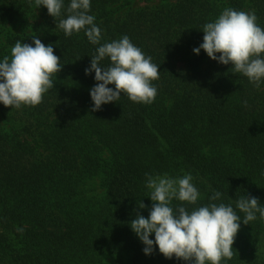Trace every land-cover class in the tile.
<instances>
[{
    "label": "trees",
    "instance_id": "16d2710c",
    "mask_svg": "<svg viewBox=\"0 0 264 264\" xmlns=\"http://www.w3.org/2000/svg\"><path fill=\"white\" fill-rule=\"evenodd\" d=\"M136 1L90 0L88 14L100 45L127 35L159 66L156 98L142 104L121 94L91 112L97 81L85 69L100 45L57 26L71 0L57 22L34 0H0V62L36 36L62 68L40 105L0 103V264H189L158 246L146 255L130 226L150 215L148 177L165 174H190L200 194L195 204L173 199L174 212L222 203L240 216L234 256L221 264H264V219L256 213L245 225L236 207L248 196L264 207V80L256 87L231 64L193 51L225 8L254 12L264 28V0Z\"/></svg>",
    "mask_w": 264,
    "mask_h": 264
},
{
    "label": "clouds",
    "instance_id": "9594fccd",
    "mask_svg": "<svg viewBox=\"0 0 264 264\" xmlns=\"http://www.w3.org/2000/svg\"><path fill=\"white\" fill-rule=\"evenodd\" d=\"M32 2L28 0L29 5ZM34 2L37 7H46L57 22L63 0ZM90 7V0H71L67 18L60 19L57 26L69 37L84 30L92 44L100 45L101 30L94 23L95 17L88 14ZM203 32V43L193 49L196 54L203 49L212 60L231 64L234 73H242L256 87L260 86L264 80V28L257 24L254 12L225 8L214 22L203 26ZM32 40V44L17 41L11 48V58L5 56L0 62V103L5 107L19 109L22 105H40L44 94L54 87L53 77L62 70L61 59L53 46H45L36 36ZM105 58L111 61L106 68L101 67ZM92 72H95L97 83L90 90L94 102L91 112L119 100L121 94L142 104H151L156 98L157 89L152 82L159 79V66L127 35L97 48L90 67L85 69L86 75ZM192 180L190 174L177 178L167 174L148 177L147 187L152 190L150 198L153 201L150 215L145 218L138 213L130 226L146 246V255H151L154 246H158L167 259L175 257L189 264H221L225 259L231 260L241 227V218L232 206L212 203L191 213L184 207L174 212L170 206L173 199L189 204L197 202L200 194ZM220 196V192H215L211 199L217 200ZM259 203L256 197L249 196L237 201L236 207L245 214V225L256 220V213L264 219V207ZM145 207L143 202L139 203V208ZM153 233L155 240L150 238Z\"/></svg>",
    "mask_w": 264,
    "mask_h": 264
},
{
    "label": "rangeland",
    "instance_id": "374dc122",
    "mask_svg": "<svg viewBox=\"0 0 264 264\" xmlns=\"http://www.w3.org/2000/svg\"><path fill=\"white\" fill-rule=\"evenodd\" d=\"M160 1L159 0H150V1H148V2H146V1H143V0H137L136 2H135V4L137 5V6H145L147 3H150V4H158Z\"/></svg>",
    "mask_w": 264,
    "mask_h": 264
}]
</instances>
